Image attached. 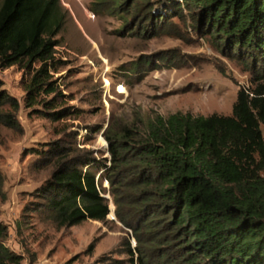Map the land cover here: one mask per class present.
Instances as JSON below:
<instances>
[{"label":"rangeland","instance_id":"obj_1","mask_svg":"<svg viewBox=\"0 0 264 264\" xmlns=\"http://www.w3.org/2000/svg\"><path fill=\"white\" fill-rule=\"evenodd\" d=\"M178 1L180 16L164 24L161 15H171L173 0H61L67 19L55 37L53 75L61 94L53 108L27 109L29 75L18 65L0 67L4 88L21 103V129L0 124V224L7 227L5 244L24 256L22 264H133L128 245L138 249L134 264L179 263L168 261L173 245L163 227L169 215L145 227L128 203L127 187L104 177L120 179L104 167L112 164L111 146L131 157L158 115H232L240 88L258 83V69L222 53ZM54 97L43 95L45 102ZM64 109L69 113L59 120L45 114ZM87 159L98 161L92 168L110 213L104 221L60 226L40 189L63 162Z\"/></svg>","mask_w":264,"mask_h":264},{"label":"trees","instance_id":"obj_2","mask_svg":"<svg viewBox=\"0 0 264 264\" xmlns=\"http://www.w3.org/2000/svg\"><path fill=\"white\" fill-rule=\"evenodd\" d=\"M173 1L171 15H161L164 24L180 16L181 3ZM182 1L195 13L200 33L215 39L222 53L258 69L253 72L258 83L253 89L240 88L232 115H158L131 157L111 146L112 164L104 167L119 172L120 179L104 177L112 186L127 187L128 203L136 206L145 227L169 215L163 227L165 238L171 236L166 241L173 245L168 261L264 264V0ZM66 19L61 0L0 4V67L18 65L29 75L24 81L27 109L53 108L50 105L61 94L53 75L59 62L55 48L60 42L55 37ZM52 94L54 99L45 102L43 95ZM5 106L9 110L2 111ZM20 108L19 99L4 88L0 77V124L21 129ZM68 110L45 114L59 120ZM97 163L65 161L40 189L60 226L104 221L109 215L108 199L92 168ZM117 215L126 222L119 211ZM6 236L7 227L0 224V264H22L24 256L5 244ZM136 250L128 245L133 264Z\"/></svg>","mask_w":264,"mask_h":264},{"label":"built area","instance_id":"obj_3","mask_svg":"<svg viewBox=\"0 0 264 264\" xmlns=\"http://www.w3.org/2000/svg\"><path fill=\"white\" fill-rule=\"evenodd\" d=\"M182 1V0H181Z\"/></svg>","mask_w":264,"mask_h":264}]
</instances>
